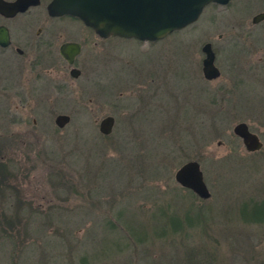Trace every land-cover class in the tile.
<instances>
[{
  "label": "rangeland",
  "instance_id": "obj_1",
  "mask_svg": "<svg viewBox=\"0 0 264 264\" xmlns=\"http://www.w3.org/2000/svg\"><path fill=\"white\" fill-rule=\"evenodd\" d=\"M263 7L264 0L209 4L152 43L112 37L100 45L92 35L82 40L75 78L60 58L18 40L34 15L10 21L24 52L0 50V260L12 234L25 245L17 264H187L183 245L206 246L194 264L264 261V223L239 217L242 201L264 199V27L250 23ZM55 23L80 29L70 19ZM204 42L215 53V79L201 75ZM30 61L48 74L30 78ZM59 113L69 116L62 128L53 124ZM105 115L114 123L102 136ZM238 121L260 149L245 151L231 131ZM191 159L206 199L173 179ZM190 204L203 222L166 239L132 242L120 226L153 236L150 227L162 221L151 215L156 209Z\"/></svg>",
  "mask_w": 264,
  "mask_h": 264
},
{
  "label": "water",
  "instance_id": "obj_2",
  "mask_svg": "<svg viewBox=\"0 0 264 264\" xmlns=\"http://www.w3.org/2000/svg\"><path fill=\"white\" fill-rule=\"evenodd\" d=\"M228 0H50L47 12L50 15L67 14L78 18L100 37L117 36L138 41H154L167 34L182 29L195 22L203 7L209 3L224 5ZM30 0H0V13L8 16L22 11L31 4ZM264 20V11L252 16V22ZM6 32L0 27V45L6 44ZM75 43H64L59 52L68 63L78 53ZM200 51V71L204 79L210 80L219 75L214 65V54L209 42H204ZM77 70L71 68L69 74L76 76ZM69 121L67 114L59 113L53 117V124L62 128ZM114 120L110 115L102 117L97 130L108 135ZM232 133L240 139L245 151L253 152L261 148L258 136L251 132L248 125L238 121L231 128ZM174 181L182 188L190 190L196 197L206 199L210 193L204 183L199 163L187 160L181 163L173 173Z\"/></svg>",
  "mask_w": 264,
  "mask_h": 264
},
{
  "label": "flooded vegetation",
  "instance_id": "obj_3",
  "mask_svg": "<svg viewBox=\"0 0 264 264\" xmlns=\"http://www.w3.org/2000/svg\"><path fill=\"white\" fill-rule=\"evenodd\" d=\"M4 1L12 2L14 0H4ZM30 1L32 2L31 4L26 6L22 11H17L15 13H13L12 15L5 16V15L0 13V27L5 30L6 35H7L6 44L3 46L0 45V50H5V51L7 50L11 54H14L16 56H22L24 49L18 43H14L12 41L9 22L12 20H15L18 17L22 18L25 16L34 15V17H36L35 18L36 20L34 22L24 26V29L21 31V34L19 35L18 40L21 41L23 45H30V47L33 49V51H36L37 54H40L41 50H44V52L42 54H46L47 56H49V59H53L55 56L60 58L68 67V75L71 76L69 74V70L71 68H75L78 71L75 77H78L80 74V69L76 66V63H77V59L80 56L81 51H82V47H83L82 40L91 39L92 35H93L97 39H99L98 43L101 45L102 42H105L106 40H108L112 37H117V36L100 37L90 27L84 25L78 18H76L74 16H70L67 14H62V15H50V14H48L47 5H48L50 0H30ZM230 1L231 0H228V2L222 6L229 4ZM209 4L218 5L215 3H209ZM209 4H207V5H209ZM207 5H205L203 7V9ZM203 9H202V11H203ZM202 11H201V13H202ZM263 11H264V9H262L256 13L263 12ZM255 14H253V15H255ZM252 16H251V18H252ZM251 18H250V23L252 25L261 24V26L264 27V20H260V21L254 23L251 21ZM64 19H70L73 21H77L80 24V29L78 31H75L73 34H71L69 32L68 28L63 27L62 25L55 23V22H59V21L64 20ZM34 25H35V30L32 34L31 30H32V26H34ZM179 30H181V29H179ZM179 30H176V31H179ZM77 37H79L81 40H78ZM157 40H160V39H157ZM136 41H138V40H136ZM154 41H156V40H154ZM68 42L75 43L79 47L78 53L73 55L71 63H68L66 61V59L59 52L60 46L64 43H68ZM141 42L152 43L153 41H141ZM211 49H212V47H211ZM212 51H213V49H212ZM213 54L215 56L214 51H213ZM22 66L25 67L26 65L22 64ZM38 67L39 66L37 65L36 61H32V62L30 61L28 63V67L25 68L26 69L25 72L33 80L40 78V76L43 75L44 73L48 74L47 73L48 69L45 70L42 67H40V68H38ZM20 71L22 72L23 68L22 69L20 68ZM71 77H73V76H71ZM75 77H73V78H75ZM217 77H215V78H217ZM215 78H213V79H215ZM113 120H114V118H113Z\"/></svg>",
  "mask_w": 264,
  "mask_h": 264
},
{
  "label": "trees",
  "instance_id": "obj_4",
  "mask_svg": "<svg viewBox=\"0 0 264 264\" xmlns=\"http://www.w3.org/2000/svg\"><path fill=\"white\" fill-rule=\"evenodd\" d=\"M102 136H106V135H102ZM2 169H3V165L0 162V172ZM241 207L242 208L239 210V217L241 220L264 223V199L254 200V198H251L247 201L244 200L241 202ZM151 215L159 216V218L162 219V221H160L158 224L157 222H154L150 227L153 236H148L144 227H142L143 230H140L138 228L124 226L122 225L123 222H121L120 226L123 227V229L125 230V234L127 235V237L132 239V242L145 241V240L153 241L156 238L166 239L169 233L183 230L185 229L186 226L189 227L195 226L203 222L202 209L198 207L193 208L191 204L190 207H187L186 209H183L181 211L178 210L177 208H174L171 211L165 209L162 210L156 209L154 213H152ZM140 224L141 223H139L138 226H140ZM13 236L15 235L10 234L4 238L6 245H5L4 254L2 256V259L0 260L1 263L3 258H5L6 260L8 259V264H17L19 253L21 252L22 249L25 248L23 240L17 236L16 237ZM124 237L125 236H123V238ZM182 248L187 249V250L183 249L187 264H194L196 262H200V258H198V252L201 251L202 253L205 250L207 251V248L204 245L194 246V247L183 245ZM174 255L176 256L177 259L176 251H174ZM207 255L209 261L214 263V258L210 257L211 256L210 254ZM81 259L82 260L86 259V257L82 256ZM246 264H254V263L250 262ZM255 264H264V261H260V262L256 261Z\"/></svg>",
  "mask_w": 264,
  "mask_h": 264
}]
</instances>
